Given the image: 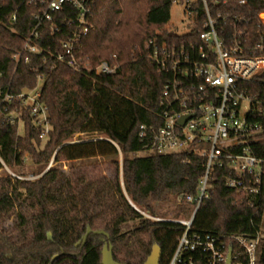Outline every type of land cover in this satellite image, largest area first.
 I'll return each instance as SVG.
<instances>
[{
	"label": "trees",
	"instance_id": "trees-1",
	"mask_svg": "<svg viewBox=\"0 0 264 264\" xmlns=\"http://www.w3.org/2000/svg\"><path fill=\"white\" fill-rule=\"evenodd\" d=\"M0 2V87L11 93L32 89L42 72L40 99L51 125L42 140L29 108L16 102L9 110L17 108L21 122L0 118V168L5 166L19 176L15 171L26 156L41 168L33 179L0 175V264H102L105 236L92 232L82 245L87 228L108 234L116 262L143 264L157 244L161 249L158 264H168L184 225L144 214L162 217L161 206L172 197L196 193L205 159L193 153L135 155L144 151L138 140L140 125L159 127L163 122L159 102L167 75L148 59L146 45L153 37L169 43L196 37L205 19L201 2L195 4L193 32L180 34L166 28L173 0H95L94 30L83 39L78 54L91 67L102 61L118 66L116 73L100 75L75 71L65 62L50 68L42 55H29V61L21 56L16 65L12 55L33 25L35 8L21 5L12 31L9 16L20 0ZM208 4L213 16L219 13L227 27L245 32V45L264 48L260 8L239 0L225 4L209 0ZM46 39L53 36L45 34ZM244 87L264 105V73ZM253 120L261 125L263 132L258 136L264 138V116L256 114ZM250 147L264 159V139L251 142ZM115 155L121 161L72 165L68 174L57 165ZM50 161L53 165L46 167ZM229 175L228 167L212 168L210 197L197 209L191 231L254 238L261 230L257 264H264V175L259 194L227 187ZM188 206L193 210L182 200L175 208ZM7 221L11 224L6 225ZM227 242L235 248L233 241Z\"/></svg>",
	"mask_w": 264,
	"mask_h": 264
},
{
	"label": "built area",
	"instance_id": "built-area-1",
	"mask_svg": "<svg viewBox=\"0 0 264 264\" xmlns=\"http://www.w3.org/2000/svg\"><path fill=\"white\" fill-rule=\"evenodd\" d=\"M198 1L205 19L196 37L170 43L153 37L146 45L148 59L167 75V79L159 102L162 125L142 124L139 127L138 140L144 152L149 155L193 153L205 159V172L196 193L177 197L194 206L190 218L154 219L184 225L168 264H226L229 249L231 264H257L261 230L254 238L243 235L224 238L191 231L193 216L200 204L210 197L208 180L213 167H228L231 175L226 179L227 187L254 194L260 193L264 175V159L250 147L251 142L264 139L258 136L263 132L261 125L253 120L256 114L264 116V105L251 98L244 87L246 82L259 79L264 73V48L245 45V32L227 27L219 13L213 16L209 0H173L182 6L187 19L183 22H186L188 30L178 33L193 32ZM212 1L225 4L228 0ZM94 3L95 0H20L9 16L8 24L12 31L21 5H33L35 9L31 14L33 25L24 36L22 47L12 55L16 65L21 56L29 61V55H42V61L50 63V68L57 62H65L75 71L93 72L95 75L116 73L117 65L102 61L91 67L78 54L83 39L94 30ZM239 3L260 8L259 19L264 27V4L260 0L256 3L239 0ZM2 5L0 2V10ZM45 34L53 36V39L45 40ZM42 41L49 45L43 46ZM43 82L44 74L39 72L37 84L32 89L11 93L9 89L0 87V118L5 122L17 120L20 123L21 113L17 108L9 110V107L15 102L28 107L40 129V138L45 140L51 125L47 108L40 99ZM227 240L235 243L234 249L228 246Z\"/></svg>",
	"mask_w": 264,
	"mask_h": 264
},
{
	"label": "rangeland",
	"instance_id": "rangeland-1",
	"mask_svg": "<svg viewBox=\"0 0 264 264\" xmlns=\"http://www.w3.org/2000/svg\"><path fill=\"white\" fill-rule=\"evenodd\" d=\"M187 21V19L185 18L184 14H183V9L182 6L180 4L177 3H173L172 7L170 9V19L168 21V23L166 24V28L168 29H172L175 30L177 32H184L188 30V27L186 26V22L183 21ZM247 108V106H246ZM19 133L23 134V130H22V125L20 124L19 126ZM78 136H75V139ZM44 145V143L42 144V146ZM135 155L137 156H146L149 155L146 152H138ZM131 156H134L133 154ZM118 159L119 161H121V157L120 155H115V156H111V157H96V158H92L89 160H84V161H71V162H63L61 164H57L58 166L62 167V170L68 174L69 173V168L70 166H77L79 164H83V165H90V164H99V163H103V162H107L110 160H115ZM51 165H53V163L50 161L48 163V165L46 167H50ZM40 166L37 165L29 156H26L23 160V164L22 166L17 169L15 171V173L17 175H19L20 178H27V179H33L36 178L39 174L38 171L40 170ZM11 174L12 171L10 169H8L7 167H2L0 168V175H5V174ZM104 175H106L107 177L111 176V173L108 170H105ZM182 200L177 199V197H172L169 201H167L166 203H164L161 206V212L163 213L159 218H165V219H189L190 215H191V211L192 208L191 206H188L187 208H185L184 210H178L175 208V205L178 203H181ZM146 217L150 218V219H154L153 216H150L148 214H145ZM11 221H7L6 225H10ZM132 223L126 224L123 226V229H126L128 227L131 226ZM56 257V255L54 256V258Z\"/></svg>",
	"mask_w": 264,
	"mask_h": 264
},
{
	"label": "water",
	"instance_id": "water-1",
	"mask_svg": "<svg viewBox=\"0 0 264 264\" xmlns=\"http://www.w3.org/2000/svg\"><path fill=\"white\" fill-rule=\"evenodd\" d=\"M184 119H185V117L180 120L181 124L184 122ZM193 218H194V216H193ZM193 218H192V220H193ZM92 232L94 234H101V235L105 236V238H103L104 244L102 247V260H101L102 264H125V263L116 262L114 260L113 255H112V246L107 241L108 234L103 230L92 231L90 228H87L86 232L82 236V245H84L88 235ZM50 237H51V235L49 234V238ZM160 254H161L160 247L157 244H154L152 246L150 254L148 255V257L146 258V260L144 261L143 264H158ZM226 264H231V249H229V252L227 254Z\"/></svg>",
	"mask_w": 264,
	"mask_h": 264
},
{
	"label": "crops",
	"instance_id": "crops-1",
	"mask_svg": "<svg viewBox=\"0 0 264 264\" xmlns=\"http://www.w3.org/2000/svg\"><path fill=\"white\" fill-rule=\"evenodd\" d=\"M262 4H264V0H260Z\"/></svg>",
	"mask_w": 264,
	"mask_h": 264
}]
</instances>
